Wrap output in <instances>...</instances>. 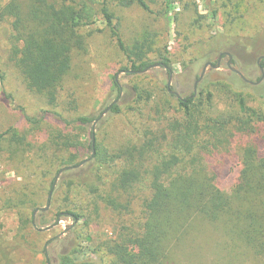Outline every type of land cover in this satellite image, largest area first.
<instances>
[{
    "label": "rangeland",
    "instance_id": "obj_1",
    "mask_svg": "<svg viewBox=\"0 0 264 264\" xmlns=\"http://www.w3.org/2000/svg\"><path fill=\"white\" fill-rule=\"evenodd\" d=\"M9 1L0 0V9ZM173 1L169 18L157 14L162 10L163 0L151 6L152 13L138 5L129 8L112 5L115 23L126 45L151 32L158 36L159 49L167 48L173 73L172 90L182 98L193 94L205 63L215 64L218 57L217 53H206V50L222 35L228 43L226 52L233 55V66L248 80L257 81L261 76L257 66L260 56H257L264 55V0ZM11 34V22H0V71L4 75V81L0 79V135H4L0 139V264H55L60 253L70 252L77 244L82 246L80 253L73 256L77 261L108 260L102 242L116 238L123 226L138 220L140 205L149 195L146 185L136 186L129 194L135 197L132 213L118 215L97 195L84 188L68 187V181L79 177L81 167H78L60 176L50 208L45 212L41 209L49 202L51 183L63 168L62 160L70 153H77L80 159L91 156L88 145L93 133L96 143L112 152L153 140L156 150L148 152L152 155L148 157L157 159L163 153L160 146L163 133L171 121L183 115L177 97L168 91L169 70L160 65L134 72L110 28L99 21L81 30L88 49L73 53L72 68L59 87L58 103L50 106L43 96L27 89L19 70L8 61L6 51ZM157 54L148 57L152 65L160 61ZM227 61L228 58L223 59L218 69L208 68L198 84L197 94L204 84L215 92L218 109L236 113V103L223 91L224 83H228L244 92L250 107L264 112V80L260 84L244 81L230 71ZM115 80L122 88L118 99L117 92L112 91ZM134 87L148 91L150 99L138 101ZM115 101L122 105V113L113 114L110 110L95 128L94 122L81 127L73 123L80 116L98 118ZM13 129V135L26 137L29 147L12 141L8 131ZM58 133L74 138L80 144L78 150L64 147L65 138L55 139ZM252 139L257 140V135L229 136L221 145L217 138L208 139L211 145L209 151H204L205 159L223 189L230 191L235 184L241 170V148ZM258 139L264 154V123ZM214 143L219 147H214ZM121 166L123 161L118 160L114 175L105 174L103 195ZM129 196L125 194L122 199L127 201ZM67 210L77 211L82 218L74 220L64 215ZM85 221L88 227L84 226ZM87 236L92 240L86 241ZM192 249L178 252L177 264H222L224 261L220 250L207 247L194 254ZM253 260L250 257L237 264H256Z\"/></svg>",
    "mask_w": 264,
    "mask_h": 264
},
{
    "label": "trees",
    "instance_id": "obj_2",
    "mask_svg": "<svg viewBox=\"0 0 264 264\" xmlns=\"http://www.w3.org/2000/svg\"><path fill=\"white\" fill-rule=\"evenodd\" d=\"M157 2L10 0L0 9V22L10 21L12 27L7 59L19 70L27 89L43 96L50 106L58 103L59 87L72 68L73 53H83L88 49L81 30L99 21L110 28L134 72H144L153 66L148 57L154 53L159 55L160 61L157 63L170 68L169 51L167 48L164 51L159 49L157 34L145 32L132 45H126L112 11V5L122 8L138 5L152 13L151 6ZM173 4V0H163L162 10L157 14L169 18ZM227 44L225 36H218L206 53L229 51ZM261 66L264 68V60ZM0 79L4 81L1 71ZM134 89L138 101L150 99L148 91L139 87ZM112 91L117 92L118 99L122 88L116 80ZM223 91L236 103V113L218 109L215 92L204 84L196 96L193 92L185 100L177 98L183 115L168 124L160 145L163 153L157 159L149 158L152 155L147 154L156 150V144L151 140L117 153L98 143L93 149L91 142L88 149L92 150V154L88 159H80L77 153H70L67 159L62 160L63 168L81 165L79 177L68 181L69 188H84L90 194L97 195L118 215L132 213L135 197L129 194L136 186L146 185L149 195L140 205L138 220L123 226L116 238L102 242L108 260L88 258L77 261L73 256L82 249L81 244H77L70 252L60 253L55 264H177V253L191 247L194 254L205 251L207 247L220 250L224 253V261H220L222 264L242 263L250 257L256 264H264V154L258 139L261 124L264 123V112L250 107L244 92L234 89L231 84L224 83ZM111 112L121 114L122 105L114 103ZM26 118L37 123L31 117ZM98 118L80 116L73 123L81 127L90 125ZM8 133L12 134V141L19 146H30L25 142V136L13 135L14 129ZM237 134L250 138L257 135V140L252 139L241 148V170L229 191L220 186L219 177L206 161L204 151L210 149L211 141L208 139L217 138L221 145L225 142L224 138ZM3 136L0 135V139ZM64 138L62 133L55 137L57 140ZM63 143L68 150H78L80 146L74 138L66 137ZM167 143L168 147L165 146ZM214 147L218 148L219 145L214 143ZM118 160L123 161V166L117 170L103 195L105 174L115 173ZM54 181L55 178L49 192L50 195L53 191L52 196ZM125 194L130 197L127 201L122 199ZM63 214L74 220L82 218L74 210H67ZM123 217V221H126V216ZM88 225V221H85L84 226ZM85 239L92 240L90 236Z\"/></svg>",
    "mask_w": 264,
    "mask_h": 264
},
{
    "label": "water",
    "instance_id": "obj_3",
    "mask_svg": "<svg viewBox=\"0 0 264 264\" xmlns=\"http://www.w3.org/2000/svg\"><path fill=\"white\" fill-rule=\"evenodd\" d=\"M223 55H225V56H227L229 59H228V62H227V65H228V67L233 71V72H235V73H237L238 75H240V77H242V79H244V81H246V82H248V83H250V84H260L263 80H264V68L261 66V62H262V60H264V55H262V56H260L259 58H258V60H257V64H258V66H259V68H260V71H261V78L259 79V81H256V82H253V81H250V80H248L239 70H237L236 68H234L231 64H232V60H233V56L231 55V53H229V52H224V53H222V54H220V56H219V59L217 60V62H216V64H213L212 62H207V63H205V65H204V67H203V70H202V73H201V75H200V77H199V79L195 82V84H194V96H196V94H197V86H198V84H199V82H201V80L203 79V77H204V75H205V73H206V71L208 70V68H212V69H218V68H220L221 67V59H222V57H223ZM157 66H160V64L159 63H157V64H155V65H153V66H150V67H148L146 70H144V71H147L148 69H150V68H152V67H157ZM169 69V72H170V78H169V81L167 82V87H168V91L170 92V94H173V95H175L178 99H184V98H182L181 96H180V94L179 93H177L176 91H174V90H172L171 89V85H172V83H171V80H172V75H173V73H172V71H171V69L170 68H168ZM188 98H190V97H188ZM185 100V99H184ZM117 101H115L114 103H116ZM114 103H112L109 107H107L101 114H100V116H99V118L94 122V125H93V128H95V126H96V124L111 110V108H112V106L114 105ZM95 143H96V140H95V134L93 133V135H92V146H93V149L95 148ZM94 154H95V152H93V156H94ZM81 165H77V166H68V167H64V168H62V169H60V171L57 173V175H56V178H55V181H54V185H53V189L55 188V186H56V184H57V182H58V180H59V178H60V176L64 173V172H66V171H68V170H72V169H74V168H78V167H80ZM52 192L53 191H51V193H50V195H49V202H48V204H47V206L46 207H44V208H42L41 210L42 211H47L49 208H50V200H51V197H52ZM38 212V209L37 210H35L34 211V214H36Z\"/></svg>",
    "mask_w": 264,
    "mask_h": 264
},
{
    "label": "flooded vegetation",
    "instance_id": "obj_4",
    "mask_svg": "<svg viewBox=\"0 0 264 264\" xmlns=\"http://www.w3.org/2000/svg\"><path fill=\"white\" fill-rule=\"evenodd\" d=\"M222 53H224V52H222ZM222 53H219L218 54V57H217V60L219 59V56H220V54H222ZM232 55V54H231ZM233 56V55H232ZM225 58H228L227 56H225V55H223V57H222V59H221V63H222V61H223V59H225ZM229 59V58H228ZM217 60H216V62H217ZM258 60V59H257ZM228 62V61H227ZM214 64V63H213ZM216 64V63H215ZM233 64H234V59L232 60V66H233ZM160 65H162V64H160ZM164 68H166V69H168L169 67H167V66H165V65H162ZM228 66V65H227ZM257 66H258V64H257ZM234 67V66H233ZM259 67V66H258ZM229 68V67H228ZM235 68V67H234ZM230 69V68H229ZM169 70V69H168ZM238 70V69H237ZM259 70H260V68H259ZM230 71L232 72V73H235V72H233L231 69H230ZM241 72V71H240ZM261 72V71H260ZM169 74H170V72H169ZM237 74V73H236ZM243 74V73H242ZM240 76V75H239ZM242 78V77H241ZM260 78H261V76H260ZM244 80V79H243ZM198 87V86H197Z\"/></svg>",
    "mask_w": 264,
    "mask_h": 264
}]
</instances>
